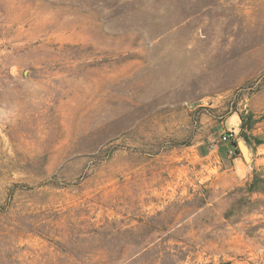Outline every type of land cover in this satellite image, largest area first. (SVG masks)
I'll return each mask as SVG.
<instances>
[{
  "label": "rangeland",
  "instance_id": "rangeland-1",
  "mask_svg": "<svg viewBox=\"0 0 264 264\" xmlns=\"http://www.w3.org/2000/svg\"><path fill=\"white\" fill-rule=\"evenodd\" d=\"M0 264H264V0H0Z\"/></svg>",
  "mask_w": 264,
  "mask_h": 264
},
{
  "label": "crops",
  "instance_id": "crops-1",
  "mask_svg": "<svg viewBox=\"0 0 264 264\" xmlns=\"http://www.w3.org/2000/svg\"><path fill=\"white\" fill-rule=\"evenodd\" d=\"M214 140L212 141V145L207 143V144H199L196 149V153L199 157L201 158H207L211 155L214 145H213Z\"/></svg>",
  "mask_w": 264,
  "mask_h": 264
},
{
  "label": "built area",
  "instance_id": "built-area-1",
  "mask_svg": "<svg viewBox=\"0 0 264 264\" xmlns=\"http://www.w3.org/2000/svg\"><path fill=\"white\" fill-rule=\"evenodd\" d=\"M233 137V134L230 132L228 134H222L220 141L222 142H228Z\"/></svg>",
  "mask_w": 264,
  "mask_h": 264
},
{
  "label": "trees",
  "instance_id": "trees-1",
  "mask_svg": "<svg viewBox=\"0 0 264 264\" xmlns=\"http://www.w3.org/2000/svg\"><path fill=\"white\" fill-rule=\"evenodd\" d=\"M232 145H233V146H235V144H234V143H232Z\"/></svg>",
  "mask_w": 264,
  "mask_h": 264
}]
</instances>
